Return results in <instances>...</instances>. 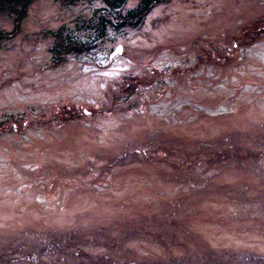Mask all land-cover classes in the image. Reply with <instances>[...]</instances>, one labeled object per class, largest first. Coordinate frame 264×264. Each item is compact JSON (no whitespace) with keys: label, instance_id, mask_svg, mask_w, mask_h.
Returning <instances> with one entry per match:
<instances>
[{"label":"rangeland","instance_id":"obj_1","mask_svg":"<svg viewBox=\"0 0 264 264\" xmlns=\"http://www.w3.org/2000/svg\"><path fill=\"white\" fill-rule=\"evenodd\" d=\"M138 2L0 13V264L264 257V0Z\"/></svg>","mask_w":264,"mask_h":264},{"label":"trees","instance_id":"obj_2","mask_svg":"<svg viewBox=\"0 0 264 264\" xmlns=\"http://www.w3.org/2000/svg\"><path fill=\"white\" fill-rule=\"evenodd\" d=\"M27 1L28 0H0V13L6 12V11L15 13V15L17 16L15 22H17V19L24 17L23 15L25 13ZM61 1L67 3V2H70L71 0H61ZM86 1H91V0H86ZM100 1L110 6L111 7L110 9H113V8L116 9V8H121L127 0H100ZM162 1L164 0H139L136 8L133 11L127 12V17L130 19V21L134 19L140 20L143 18V16H145V14L149 11V9L153 5H155L156 3L162 2ZM242 258L247 260L245 264H252L254 262L255 263L257 262L258 264H264V257L263 258H258L256 256L248 257V256L241 254L240 256H238L237 259H242ZM20 259L21 260L25 259V261H27L26 257H21ZM241 262L242 261H239V260L238 261L232 260L230 264L232 263L237 264Z\"/></svg>","mask_w":264,"mask_h":264},{"label":"water","instance_id":"obj_3","mask_svg":"<svg viewBox=\"0 0 264 264\" xmlns=\"http://www.w3.org/2000/svg\"><path fill=\"white\" fill-rule=\"evenodd\" d=\"M115 51L117 52V51H120V47H117L116 49H115Z\"/></svg>","mask_w":264,"mask_h":264}]
</instances>
